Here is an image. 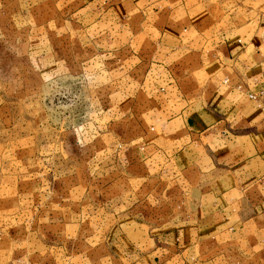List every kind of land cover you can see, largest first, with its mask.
<instances>
[{
	"label": "rangeland",
	"instance_id": "1",
	"mask_svg": "<svg viewBox=\"0 0 264 264\" xmlns=\"http://www.w3.org/2000/svg\"><path fill=\"white\" fill-rule=\"evenodd\" d=\"M50 1L0 0V264H117L123 233L179 222L195 188L138 156V77L92 70L103 49Z\"/></svg>",
	"mask_w": 264,
	"mask_h": 264
},
{
	"label": "crops",
	"instance_id": "2",
	"mask_svg": "<svg viewBox=\"0 0 264 264\" xmlns=\"http://www.w3.org/2000/svg\"><path fill=\"white\" fill-rule=\"evenodd\" d=\"M50 2L103 49L92 70L138 77L121 86L136 88L131 111L150 123L138 156L166 159L195 188L179 222L123 233L117 264L264 256V0Z\"/></svg>",
	"mask_w": 264,
	"mask_h": 264
}]
</instances>
